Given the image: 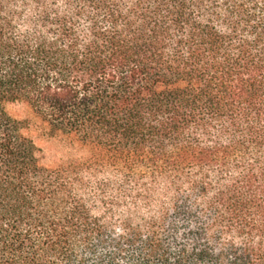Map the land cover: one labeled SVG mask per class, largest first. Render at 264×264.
Wrapping results in <instances>:
<instances>
[{
	"label": "trees",
	"instance_id": "obj_1",
	"mask_svg": "<svg viewBox=\"0 0 264 264\" xmlns=\"http://www.w3.org/2000/svg\"><path fill=\"white\" fill-rule=\"evenodd\" d=\"M0 264H264V0H0Z\"/></svg>",
	"mask_w": 264,
	"mask_h": 264
},
{
	"label": "rangeland",
	"instance_id": "obj_2",
	"mask_svg": "<svg viewBox=\"0 0 264 264\" xmlns=\"http://www.w3.org/2000/svg\"><path fill=\"white\" fill-rule=\"evenodd\" d=\"M16 113L29 124V133L45 154L48 165L56 166L71 157L69 141L62 137H52L43 122L26 106H19Z\"/></svg>",
	"mask_w": 264,
	"mask_h": 264
}]
</instances>
